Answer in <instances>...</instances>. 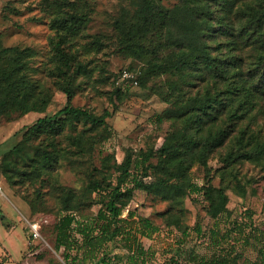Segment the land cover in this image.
Wrapping results in <instances>:
<instances>
[{
  "label": "trees",
  "instance_id": "16d2710c",
  "mask_svg": "<svg viewBox=\"0 0 264 264\" xmlns=\"http://www.w3.org/2000/svg\"><path fill=\"white\" fill-rule=\"evenodd\" d=\"M42 4L50 14L54 70L67 103L52 115L38 117L1 156L0 172L11 183L35 181L55 169L60 157L56 141L63 133L74 153L94 151L93 132L107 129L112 112L95 114L74 105L73 78L91 72L81 57L112 42L127 57L143 62L141 84L165 77L158 90L166 101L179 104L167 114L178 123L176 129L159 148L141 155L145 176L152 169L158 179L132 177L131 153L124 162L112 163L106 156L102 168L115 170L116 182L91 178L82 191L69 187L58 193L54 248L63 261L54 264H184L177 254L158 262L156 250L145 246L143 238H152L161 226L129 208L137 189L169 203L159 215L165 226L182 233L183 244L192 234L185 199L202 192L214 222L208 229L200 223L194 227L208 250L186 252L193 264H264V229L255 224L253 211L246 210L247 225L233 218L223 228L220 218L228 210V188L234 183L246 195L244 180L253 182L254 177L241 174L238 164L244 159L264 164V123L256 114L264 101V0H120L111 35L88 33L91 17L76 0ZM34 53L31 47L0 44V114L9 106H18L25 114L40 110L32 99L29 75ZM114 84L115 100L121 87L117 79ZM42 95L40 105L46 99ZM214 154L221 162L215 170L210 165ZM152 157L158 162L146 165ZM197 163L205 169L201 186L190 175ZM216 172L222 178L219 186L212 183ZM95 203L101 204L96 215L79 219L77 210Z\"/></svg>",
  "mask_w": 264,
  "mask_h": 264
},
{
  "label": "rangeland",
  "instance_id": "374dc122",
  "mask_svg": "<svg viewBox=\"0 0 264 264\" xmlns=\"http://www.w3.org/2000/svg\"><path fill=\"white\" fill-rule=\"evenodd\" d=\"M76 2L80 10L91 17L88 33L114 34L113 20L118 14L120 0ZM52 33L50 14L44 8L42 0H0V44L31 47L35 50L30 58L29 75L34 88L32 99L40 106V110L26 114L18 106H9L0 114V158L22 139L26 128L38 117L52 115L67 103V95L58 88L57 82L60 81L56 76L57 70H54L55 61L49 41ZM80 60L87 64L91 72L80 73L73 78L75 96L72 102L95 114L110 110L112 115L107 118V129L98 128L93 132L96 143L92 153L76 154L72 151L75 148L70 144L69 138L64 133L58 136L56 142L60 157L56 168L46 171L38 180L19 179L18 184H13L0 172V260L4 264H54L63 261L61 252L54 248L58 193L69 187L82 191L91 178L104 180L105 177L106 182H116L118 173L113 169L102 168L106 156H110L112 163L114 159L124 162L131 153L134 160L131 166L132 177L148 181L158 179L152 169L145 176L141 155L147 150L159 148L178 126L167 114L179 104L176 101H166L158 90L165 77L152 78L146 85L141 84L139 76L144 66L142 61L127 57L113 42ZM125 71L127 76L123 75ZM115 78L120 81L121 93L114 100L112 90ZM43 93L46 99L40 105L38 97L43 96ZM256 114L258 121L264 123V101ZM149 162L157 163L158 158H150L146 165ZM210 165L214 170L221 166L218 154L210 158ZM238 168L241 174L254 179L251 183L244 180L246 195L234 183L228 188V210L220 217L221 225L225 228V224L233 218H238L239 222L247 225L250 220L246 210H252L255 224L264 229V164L244 159L238 164ZM190 175L201 186L204 183L205 169L197 163L192 167ZM212 183L215 186L222 183L219 173L214 174ZM37 189L40 190L39 193ZM100 205L95 203L77 210L79 219L86 220L95 216ZM168 207L166 200L140 189L135 191L129 204V208L138 215L151 217L161 226L160 232L152 238H143L145 246L156 250L158 262L166 256L177 254L184 258V264H193L186 252L190 249H196L199 253L208 250L205 238L194 232L198 223L208 229L214 222L207 212L208 202L200 191L192 192L186 197V223L192 232L186 244L181 242L182 233L165 226L163 216L159 215ZM30 223L38 225L39 236L30 237ZM242 244V240H238V245L242 247ZM249 254L254 256L253 253Z\"/></svg>",
  "mask_w": 264,
  "mask_h": 264
},
{
  "label": "built area",
  "instance_id": "2783aa9c",
  "mask_svg": "<svg viewBox=\"0 0 264 264\" xmlns=\"http://www.w3.org/2000/svg\"><path fill=\"white\" fill-rule=\"evenodd\" d=\"M124 76H127V72L125 71ZM0 188H1V185H0ZM30 227H31V234L33 237H36V236H39L40 235V231H39V228H38V225L36 223H30Z\"/></svg>",
  "mask_w": 264,
  "mask_h": 264
}]
</instances>
